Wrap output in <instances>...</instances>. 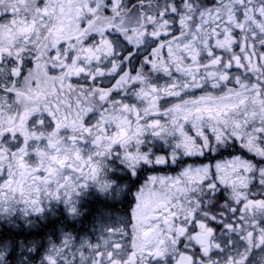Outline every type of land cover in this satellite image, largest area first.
<instances>
[{
  "label": "snow or ice",
  "instance_id": "6c2138e0",
  "mask_svg": "<svg viewBox=\"0 0 264 264\" xmlns=\"http://www.w3.org/2000/svg\"><path fill=\"white\" fill-rule=\"evenodd\" d=\"M0 264H264V0H0Z\"/></svg>",
  "mask_w": 264,
  "mask_h": 264
}]
</instances>
